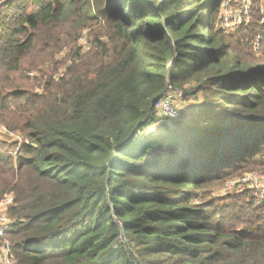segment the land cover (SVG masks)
Returning <instances> with one entry per match:
<instances>
[{"label":"trees","instance_id":"1","mask_svg":"<svg viewBox=\"0 0 264 264\" xmlns=\"http://www.w3.org/2000/svg\"><path fill=\"white\" fill-rule=\"evenodd\" d=\"M223 2L0 0V126L29 140L0 139L15 264H264V202L198 191L264 176L263 7L225 33ZM85 28L68 74L31 75ZM169 86L182 114L160 127Z\"/></svg>","mask_w":264,"mask_h":264},{"label":"rangeland","instance_id":"2","mask_svg":"<svg viewBox=\"0 0 264 264\" xmlns=\"http://www.w3.org/2000/svg\"><path fill=\"white\" fill-rule=\"evenodd\" d=\"M258 5H261V7H263L264 13V0H224L223 4L221 5L220 16L217 20L218 27H221V29H223L225 33L234 31L231 30V28L229 29L225 26L224 18L228 17L232 20L237 17L240 13H243V11L246 10L247 14L249 15L250 21L251 17L253 18V13L255 10H253V7H257ZM77 34V43L64 46L58 53L54 55V58H49L47 60L48 62L45 65L40 66L42 68V73L33 70L34 73L31 75H42L43 73H45L46 75H55V77L57 78L60 75L68 74L80 61L79 57L76 55L77 49L79 47L83 48L82 52L80 53V56L85 55V53L90 49L96 39L93 30L90 28L79 29ZM187 88H189V85H185V89ZM41 90L42 87H36V91ZM198 97H200V94L198 95ZM193 98H195L194 95L190 94V96L185 97L183 99V105L184 107H186V109L194 105L195 102H197V98ZM0 135V139L6 140L10 143H12V141L17 138L14 133H8V131L6 129H3L1 126ZM262 171V169H242L241 171H239L238 175L231 177L226 181L209 185L205 188L199 189L198 191L200 192V195L202 197H206L205 199L217 200L223 198L227 194L229 195L237 193L238 191H242L240 189H243V191H245L247 190V188H251V186L253 185L252 180H250V177L254 174L258 176V178L254 179V186H262L264 185V176L260 174L262 173ZM227 185H230V187H228ZM252 190L254 192V189H251V191Z\"/></svg>","mask_w":264,"mask_h":264},{"label":"built area","instance_id":"3","mask_svg":"<svg viewBox=\"0 0 264 264\" xmlns=\"http://www.w3.org/2000/svg\"><path fill=\"white\" fill-rule=\"evenodd\" d=\"M225 26L231 28V30L237 29L239 26L243 25L245 22H249V15L247 11H243L234 19H229L228 17L224 18ZM183 91L182 89L169 86L165 94L159 99L155 106V114L158 120L155 122L160 127L165 125H170L173 120H177L181 117L182 114V100ZM13 134V133H11ZM17 137L12 141L14 144L13 148L9 153L13 156H17L21 153L22 148L29 144L27 138L22 136ZM258 178L256 174L250 177L252 180L251 189H254L256 197L259 201L264 202V185L254 186V179ZM230 187V185H227ZM14 203V197L11 194H5L0 199V264H15L16 257L13 252V244L11 240L7 237V232L10 230L14 223L15 219L9 214V210Z\"/></svg>","mask_w":264,"mask_h":264}]
</instances>
